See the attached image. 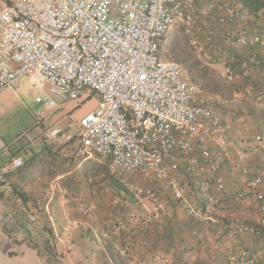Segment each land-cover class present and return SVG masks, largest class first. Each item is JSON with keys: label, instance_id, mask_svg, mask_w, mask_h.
I'll list each match as a JSON object with an SVG mask.
<instances>
[{"label": "built area", "instance_id": "1", "mask_svg": "<svg viewBox=\"0 0 264 264\" xmlns=\"http://www.w3.org/2000/svg\"><path fill=\"white\" fill-rule=\"evenodd\" d=\"M215 8L221 11L220 21L229 25L220 40L210 18ZM247 18L229 0H0V92L29 80L50 109L54 98L66 102L83 93L95 95L96 108L79 120L74 158L107 160L109 173L125 189L168 216L158 196L139 182L161 185L189 217L218 226L209 255L227 252L226 264H263L264 237L255 254L233 247L243 234L258 235L264 229V164L249 176L247 154L230 160L224 138L252 141L264 153V134H241L233 123L221 121L223 110L234 102L264 108V35H251ZM178 24L205 32L204 47L193 42L194 51L234 86L230 98L208 96L187 80L179 63L160 59L159 42ZM260 69L261 88L243 83ZM60 134L59 128L48 132L50 138ZM26 156L11 158L2 174L20 168ZM228 162L229 169L245 178L234 201L255 207L256 227L224 224L205 214L193 205L187 185L176 174L182 170L212 180L200 186L206 208L215 202L209 187L225 192L219 172ZM137 222L136 213L129 212L125 221L115 220L113 229ZM90 231L98 238L99 230Z\"/></svg>", "mask_w": 264, "mask_h": 264}, {"label": "trees", "instance_id": "2", "mask_svg": "<svg viewBox=\"0 0 264 264\" xmlns=\"http://www.w3.org/2000/svg\"><path fill=\"white\" fill-rule=\"evenodd\" d=\"M208 1L199 0V4H205ZM229 1L234 5H239L247 14L246 27L251 35H264V0ZM210 18L212 25L218 31L217 36L220 40L222 33L228 29L229 25L220 21L222 14L219 8L213 10ZM173 32L174 36L170 42L167 43L168 36L159 42L158 55L160 59L179 63L186 72L187 80L199 86L210 97H223L226 93L232 94L234 86L226 84L224 78L216 74L194 51L193 42L204 47L205 32L199 27H186L182 24L174 27L171 33ZM205 48L208 49L207 46ZM210 54L214 60H217L218 56L213 50H210ZM237 64L238 61H235L233 67L235 68ZM261 73H263V69L256 72L250 81H244L243 83L252 84L253 88H261ZM240 86L241 84L238 85V87ZM230 115L233 124L242 120L243 123L248 124V129L245 130L246 134L250 136L264 134V108H256L252 105L241 103ZM44 140L47 139L44 138ZM78 145L79 134L72 135L60 145L55 142L47 143L43 141L40 149L31 153L20 168L4 175V183L0 181V187L7 184L23 202L27 194L29 195L30 193L22 187L18 188L16 183L21 180L27 181V178L32 177V181L45 179L46 183H44L47 184V181L67 173L69 166L65 167V165L69 163V159L75 160L74 155ZM91 160H88L84 165H80L82 161L76 160V165L78 164L79 167L76 174L71 177L72 182L76 179L75 187L71 191L77 194L87 192L92 195V198L100 201L101 191L106 183H110L117 189H121L122 185L118 179L109 173L107 160L98 157L94 161ZM219 174L223 176L222 171ZM204 179L203 183L211 184V179ZM66 180H69V177ZM189 186L191 187V183H189ZM198 191L200 189L197 185L196 188H190V193L193 192V195H196ZM1 194L0 191V197ZM212 196L214 201H216L214 205L218 203L215 205L216 207L224 205L225 207L221 208L228 210V213L224 216L217 218L221 222L225 224H247L256 227V223L249 222L247 219L241 223L234 219L229 210L234 211L236 207L226 202V200ZM200 198L196 196L192 202L196 208L202 209L205 204L199 201ZM172 207L171 214L168 216L157 212V218L155 219L150 217L143 218L135 225H125L124 228L118 230L113 229V223L116 219L125 221L128 215L127 210L123 206L112 208L111 214L107 213L104 216H99L100 226L106 230V236L99 242L100 247L95 254L97 264H151L148 261L153 260L155 256L165 258L167 264H226L228 253L215 252L213 255H209L208 240L201 236L206 231H214L215 225L207 226L188 216L185 219H181L179 217L180 211L178 210L180 206L176 201H174ZM152 215L154 216V213ZM47 229L52 235L51 228L48 227ZM4 231L9 238H12L7 230ZM263 237L264 229H260V234L258 235H254L251 232L243 234L238 238V242L233 249L236 252L248 251L251 254L255 250L253 242H259ZM243 239L248 243H244ZM31 246L37 249L35 245L31 244ZM132 251H138L140 255L134 258V256H131ZM142 254L147 257V260L143 259L144 256L140 257ZM189 256L192 257L191 262H187V257Z\"/></svg>", "mask_w": 264, "mask_h": 264}, {"label": "crops", "instance_id": "3", "mask_svg": "<svg viewBox=\"0 0 264 264\" xmlns=\"http://www.w3.org/2000/svg\"><path fill=\"white\" fill-rule=\"evenodd\" d=\"M7 90L15 93L13 89ZM32 131L34 129L30 130L22 138L23 141L21 143L18 141L20 140V136H18L16 139L18 142L14 146L9 147L4 144L0 146V180L4 177L2 169L11 158L27 153L26 159L31 153L40 149L43 141L47 143L55 142L60 145L72 136L61 130L62 134L58 135V137L50 138L48 136L49 139L44 140V138L39 139L38 137L41 131L36 133H32ZM255 160L257 159L251 156L246 162L251 172L257 166L254 162ZM87 162L83 161L80 165H84ZM225 165L223 166L224 168L226 167ZM67 166H69L67 173L47 181V184H45V179L32 181V177L27 178V181H18L16 183L17 187H22L30 193L29 195L27 194L23 202L7 184L0 187L2 193L0 197V264H50L49 254L61 256L63 264H85L83 257H79L78 245L75 244L76 240L74 238H79V232L76 230L80 226L87 227L89 231L90 228L98 229L100 227L99 216H104L107 213L111 214L112 208L126 207L125 199H110L109 192H111V187L113 189L110 183H106L103 186L100 201L92 198V195L87 192L72 193L71 190L75 187L76 179L72 182L71 177L76 174L79 165H76V159L73 161L69 159V163L65 167ZM223 167L220 171L223 170ZM181 172L183 173L180 170L176 174L187 185L188 193L191 187L196 188L197 185L200 189V186L206 184L203 183L205 179L202 176H188L184 175V173L182 176ZM226 173L230 175L228 171ZM68 177L69 180L65 181ZM189 183H191V187ZM241 184V179L237 176L235 187L237 188ZM190 194L193 196L194 193ZM199 201L202 202L201 198ZM137 204L135 202V204L129 205L127 202V206L131 208ZM156 216L157 213H154V216L149 214L148 217L155 219L157 218ZM93 219H95V222H93ZM48 227L51 228L52 235L48 232ZM217 229L218 226H215L214 231H206L201 234L203 238L208 240V245H210V239L214 240L213 235L218 232ZM4 230H7L12 238H9ZM222 237H224V234ZM222 240L224 241L225 238ZM31 244L35 245L39 250L34 249ZM94 255H90L87 259L89 261L94 260V264H97L96 255L95 257ZM138 255H140L138 251L131 252V256H134V258L138 257ZM59 256L56 257L60 260ZM143 256L142 254L140 257ZM190 257H187V262L192 261V257ZM143 259L147 260V257L144 256ZM153 261L150 260L148 262L153 264ZM56 263V261L53 262V264Z\"/></svg>", "mask_w": 264, "mask_h": 264}, {"label": "rangeland", "instance_id": "4", "mask_svg": "<svg viewBox=\"0 0 264 264\" xmlns=\"http://www.w3.org/2000/svg\"><path fill=\"white\" fill-rule=\"evenodd\" d=\"M167 36H168L167 37L168 38L167 43H168L172 40L174 36V32L170 33ZM211 69H213L216 74L220 75V69L217 66H213L211 67ZM220 77L222 76L220 75ZM13 91L15 93H13L10 90H3L0 92V146L4 144L6 146L11 147L14 146L18 141L19 143H21L23 141L22 138L26 134H28L30 130L33 129L34 131H32V133L41 131L40 135H38L39 139L46 138L48 140L49 139L48 132L54 128H59L60 130L64 131L69 135H74V134L78 135L80 118L84 116L86 113L93 111L96 108V104H97V98L95 95L89 93H83L81 97L75 101L61 102L56 100V98H54L55 106L50 109L41 101L39 96L34 93L31 82L29 80H24L22 82L17 83ZM223 97L230 98L231 93H226ZM239 105L241 104L238 102H234L232 103L231 106L227 107L223 112L221 121L233 123L230 114L232 111H235L239 107ZM242 121L238 123L235 122V124H233V126L239 131V133H245V130L248 129V124H245ZM18 136H20V140L16 141ZM224 142L226 144V149L229 153L230 160H235L238 153L247 154L246 162L248 161V159H250L251 156H254L257 159L254 161L257 166L255 167L253 172L249 171V176L257 172L260 169V167L264 164V153L259 149V147L256 144H254V142L243 141L242 139L238 138V136L232 137L229 135L225 136ZM92 160L94 161L95 158ZM225 166L226 167L225 168L223 167L222 172L228 171L230 173V175L226 172H224L223 174V178L226 185L225 192L220 193L215 191L212 187H209L207 193L214 195L215 198L219 197L221 200H226V202H229L234 207H236V210L234 209V211L230 209L229 213L232 215V217H234V219L240 221V223L245 219H247L249 222L255 223V219L257 216V211L255 207L253 205H246L234 201V194H236L238 189L240 188V186L237 188L235 187L237 176L239 179H241L242 183L245 180V178L239 173L233 172L231 169H229L228 168L229 162L226 163ZM139 185L144 190H152L154 193H156L161 204L164 205V207L168 208L169 215L171 214V211L173 209L172 204L174 203V200L171 198L168 191L164 190L161 187V185H154L153 183L146 181L139 182ZM188 194L190 195L191 199L194 200L196 196L200 197L201 193L200 191H198L196 195L193 196L192 194H190V192ZM109 195H110V199L112 198H118L123 200L125 199L126 207L123 208H125L128 213L129 212L136 213V215L138 216L137 223H139L140 219L147 218L149 214L157 213L155 211L156 207L151 203L150 200L145 199L140 202L132 192L128 191L127 189L125 190L123 185L121 189H117L114 187L112 189L111 187V192H109ZM127 202L129 205L135 204L136 202L138 203L137 204L138 207L137 205L132 206L133 208L128 207ZM215 205L202 208V210H205V214L215 219L224 216L226 213H228L227 209L221 208V207H225L224 205L219 207H216ZM178 210L180 211L179 217L181 219L187 218L188 215L185 211H183L180 208H178ZM217 220L220 221V219ZM233 224H237V223H233ZM98 229H99L98 238L94 237L90 233L89 229L85 226H80V228L76 230L79 232V238L78 239H76V237L74 238V240H76L75 244L78 245L77 249H78V254L80 255L79 257H83L85 264H94V260L89 261V259L87 258L90 255L96 254V252L100 247L99 242L101 241L102 238H104L101 235L102 231L106 233V230L101 228V226L98 227ZM222 238L223 237H221V241H223ZM242 241L244 243H248L245 239H243ZM212 242H213L212 239H210L209 244L211 245ZM253 243L255 250H253V253L251 254H255V252H257L261 240L259 242H253ZM56 256L59 255L49 254L48 256L49 263L53 264V262L56 261L57 262L56 264L59 263L63 264V261L61 260V256H59L60 260L57 259ZM153 260H154L153 264H167V261H165L166 259L161 258L160 256H155Z\"/></svg>", "mask_w": 264, "mask_h": 264}]
</instances>
